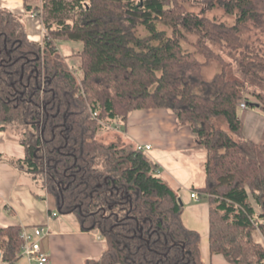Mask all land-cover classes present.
Returning a JSON list of instances; mask_svg holds the SVG:
<instances>
[{
    "label": "trees",
    "instance_id": "16d2710c",
    "mask_svg": "<svg viewBox=\"0 0 264 264\" xmlns=\"http://www.w3.org/2000/svg\"><path fill=\"white\" fill-rule=\"evenodd\" d=\"M170 4L26 0V13L42 16L41 43L28 38L21 15L0 9V131H14L25 149L24 158L8 162L52 194L60 212L77 215L84 231L99 233L106 250L87 264H204L200 234L184 225L182 199L158 165L132 143L98 139L111 120L126 128L134 111L170 110L206 150L199 192L209 202L210 252L229 264H264L252 235L257 228L264 235V212L250 200L264 192V131L259 141L247 138L238 115L249 94L264 112V89L253 85L264 80V59L242 40L251 25L263 27L264 0L222 1L232 26ZM194 32L196 52L185 51L182 42ZM57 41L82 43L80 82ZM211 45L234 53L236 67ZM212 60L221 71L206 80L202 68ZM217 118L228 131L215 126ZM21 229L0 227L1 261L18 263Z\"/></svg>",
    "mask_w": 264,
    "mask_h": 264
},
{
    "label": "crops",
    "instance_id": "0c3cea01",
    "mask_svg": "<svg viewBox=\"0 0 264 264\" xmlns=\"http://www.w3.org/2000/svg\"><path fill=\"white\" fill-rule=\"evenodd\" d=\"M41 2L42 0H28L29 4L39 6ZM25 6L26 0H0V9L21 15L28 38L41 43L45 31L43 23L37 14H27ZM254 110L255 112L245 115V120H241L244 123L245 136L259 141L264 131V112L258 107ZM254 113L258 115L257 126L247 133L246 122L253 118ZM125 131L135 144L151 145L147 155L158 165L162 179L182 199L184 225L200 234L204 264H229L221 254L210 252L209 202L199 192L206 184V150L196 142V136L190 127L178 126L170 110L149 109L132 112L126 122ZM24 156L25 149L18 138L0 131V227L48 228L50 233L43 236L40 243L42 250L50 255L49 264L96 262L106 250L105 241L96 231H84L77 215L60 212L52 194L46 192L26 171L8 162L9 159ZM192 192L198 194V200L191 198ZM258 195L259 200L256 201L253 197L250 200L255 212L263 214L264 192H259ZM203 197H206L207 202L202 203ZM53 212H57L58 216L52 217ZM252 235L255 242L264 247V235L258 228ZM21 261L17 264H21Z\"/></svg>",
    "mask_w": 264,
    "mask_h": 264
},
{
    "label": "rangeland",
    "instance_id": "374dc122",
    "mask_svg": "<svg viewBox=\"0 0 264 264\" xmlns=\"http://www.w3.org/2000/svg\"><path fill=\"white\" fill-rule=\"evenodd\" d=\"M169 1L171 2L170 7H173V3H174L182 6V8H184L186 11L189 12H195V13L203 12L205 17H208L218 23H223L228 26H232L236 20L235 17L233 15L228 14L225 8L223 7L222 1L225 0L222 1L221 0H169ZM38 17H40V20L42 22L43 21L42 16L38 15ZM158 28L160 30H166V32L169 35H171L172 33V29L166 25L159 24ZM43 33L45 34V31ZM138 33L141 36L147 34L146 30L143 28H139ZM199 39H200V35L197 34L196 32L187 33L186 40L182 42L183 49L185 51L196 52L195 45L197 44ZM242 40L244 43L251 45L255 50V52L258 53V55H260L264 59V24L263 27H258V26L256 27L251 25L249 29L243 33ZM211 47L216 54L221 55V57L224 59L225 62L231 63L233 68L236 67V63L232 60L234 53L230 55L226 49L222 48L219 45H211ZM57 48L59 49V53L61 57L65 59L68 67L74 73L77 81L80 82L82 71L80 68L79 53L82 49V43H75L71 41H57ZM196 56L201 62H205V57L202 54L196 53ZM220 71H221V65L216 60L210 61L207 65H205L202 68L203 76L206 80L213 79V77ZM253 85L256 86L258 90H262L264 89V80L263 82L260 83L255 82L253 83ZM243 100L248 103L249 107L247 109L238 108V115L241 119L245 120V115L251 114V111L255 112L254 109L257 107H253L252 105H250L255 103L256 101L253 95L249 94ZM85 103H88L87 100H85ZM257 118L258 115L254 113L253 118L249 119L246 122L245 132L249 133L251 128L257 126L256 125ZM214 124L217 128L228 131L227 124L223 118L214 119ZM104 125L105 128L101 130L98 134V139H100L101 141L106 143L117 142L121 146L132 143L134 146H136L134 140L128 137V134L125 131V125L122 121L118 119H114L108 122L107 124L104 123ZM10 131L11 132L9 134L16 135L14 131L12 130ZM251 134L253 135V132ZM252 135L250 136L252 137ZM258 136H260V134ZM165 182L169 184L167 181ZM201 201L202 203L207 202L206 197H203ZM191 204H195V203H191ZM59 216H62V214H60ZM23 262L24 260H22L20 263L22 264Z\"/></svg>",
    "mask_w": 264,
    "mask_h": 264
},
{
    "label": "built area",
    "instance_id": "2783aa9c",
    "mask_svg": "<svg viewBox=\"0 0 264 264\" xmlns=\"http://www.w3.org/2000/svg\"><path fill=\"white\" fill-rule=\"evenodd\" d=\"M248 103L244 100L238 103V108L247 109ZM97 113L92 112V117H96ZM136 149L142 152H148L151 149V145L136 144ZM161 175V171L157 172ZM191 198L198 200V194L196 192L191 193ZM52 217L58 216L57 212L51 213ZM50 233L49 229L44 226L35 227H22L20 232V238L22 240V246L19 254L17 255L20 260H24L23 264H49L50 255L42 250L41 239L43 236ZM0 264H8L0 260Z\"/></svg>",
    "mask_w": 264,
    "mask_h": 264
}]
</instances>
